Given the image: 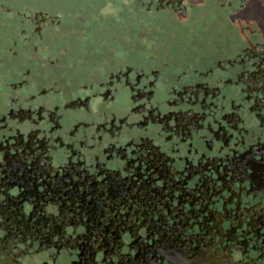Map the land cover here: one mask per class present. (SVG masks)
<instances>
[{"label":"flooded vegetation","instance_id":"flooded-vegetation-1","mask_svg":"<svg viewBox=\"0 0 264 264\" xmlns=\"http://www.w3.org/2000/svg\"><path fill=\"white\" fill-rule=\"evenodd\" d=\"M0 197V264H264V0H0Z\"/></svg>","mask_w":264,"mask_h":264},{"label":"water","instance_id":"water-1","mask_svg":"<svg viewBox=\"0 0 264 264\" xmlns=\"http://www.w3.org/2000/svg\"><path fill=\"white\" fill-rule=\"evenodd\" d=\"M203 186H204L203 183H200L199 181H195L193 183L191 182L180 183V181H176L173 192L179 196L186 195L188 193L186 191H190L189 193L194 192L195 194L201 195L202 193H204L201 190L204 189ZM142 222H143L142 217H139L135 220V223L138 224V231L135 237L138 242L146 243L150 240V238L149 236H147L146 234L147 230L145 229V225L142 224ZM152 233L157 235L156 229H152Z\"/></svg>","mask_w":264,"mask_h":264},{"label":"rangeland","instance_id":"rangeland-1","mask_svg":"<svg viewBox=\"0 0 264 264\" xmlns=\"http://www.w3.org/2000/svg\"><path fill=\"white\" fill-rule=\"evenodd\" d=\"M31 1H49V0H31ZM50 1H53V0H50ZM56 3H58V2H60L61 3V5H63V4H68L69 2H71L72 0H54ZM108 10H110V8H108ZM141 28H142V26H139V27H137L136 26V35H138V32L141 30ZM142 47H145L144 46V42L143 41H141V40H137V38H136V41H135V48L136 49H141Z\"/></svg>","mask_w":264,"mask_h":264},{"label":"snow or ice","instance_id":"snow-or-ice-1","mask_svg":"<svg viewBox=\"0 0 264 264\" xmlns=\"http://www.w3.org/2000/svg\"><path fill=\"white\" fill-rule=\"evenodd\" d=\"M181 15H183V13H181ZM27 72H25V77H27ZM137 82H138V77L136 78ZM33 98L35 97L34 93L30 94ZM41 111H43V109H41ZM40 113H36V115H31V122L34 125L36 123V116L39 115ZM25 115H29L28 113H25ZM33 134H35V132L33 131ZM257 159H259V157H257ZM2 198V197H0ZM71 231V230H70ZM5 234L0 232V238H2ZM236 259H240V257H236Z\"/></svg>","mask_w":264,"mask_h":264}]
</instances>
